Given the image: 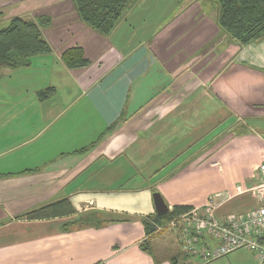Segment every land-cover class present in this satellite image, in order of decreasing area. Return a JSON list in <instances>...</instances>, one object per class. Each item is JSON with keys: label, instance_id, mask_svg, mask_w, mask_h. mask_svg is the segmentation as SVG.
<instances>
[{"label": "crops", "instance_id": "0c3cea01", "mask_svg": "<svg viewBox=\"0 0 264 264\" xmlns=\"http://www.w3.org/2000/svg\"><path fill=\"white\" fill-rule=\"evenodd\" d=\"M23 1L0 0L4 19L51 17L52 52L0 78V264H257L247 248L188 256L173 229L149 238L152 254L141 245L154 191L170 209L214 194L224 220L255 208L264 39L230 41L202 0H143L108 36L72 0ZM73 47L86 65H66Z\"/></svg>", "mask_w": 264, "mask_h": 264}, {"label": "trees", "instance_id": "16d2710c", "mask_svg": "<svg viewBox=\"0 0 264 264\" xmlns=\"http://www.w3.org/2000/svg\"><path fill=\"white\" fill-rule=\"evenodd\" d=\"M72 1L80 19L87 26L108 36L117 27L124 12L137 4L139 0ZM207 1H213L218 6L217 24L230 41L243 45L264 39V0ZM3 21L8 23L4 25ZM51 22L52 19L49 16H39L36 19L14 16L5 20L4 11L0 9V78L3 76L4 69L29 67L34 57L52 52V47L43 33V29ZM62 58L70 68H79L88 63L80 47L65 50ZM54 90V87L40 90V99L47 98ZM109 130L111 127L100 137ZM87 149L88 147L81 148L80 152ZM46 207L30 210L21 216L40 217L45 214ZM191 208L192 206L189 205H175L165 214L155 212L145 215L143 225L148 240L142 243V249L152 254L149 238L158 233L157 228Z\"/></svg>", "mask_w": 264, "mask_h": 264}, {"label": "built area", "instance_id": "2783aa9c", "mask_svg": "<svg viewBox=\"0 0 264 264\" xmlns=\"http://www.w3.org/2000/svg\"><path fill=\"white\" fill-rule=\"evenodd\" d=\"M251 189L257 204L250 211L230 214L226 220L221 219L216 212V196L212 194L201 207H193L179 214L159 226L157 231L175 230L181 248L188 256L200 255L211 261L239 248H247L254 254L257 264H264V161L257 168ZM205 233L215 241L213 247L207 245Z\"/></svg>", "mask_w": 264, "mask_h": 264}, {"label": "rangeland", "instance_id": "374dc122", "mask_svg": "<svg viewBox=\"0 0 264 264\" xmlns=\"http://www.w3.org/2000/svg\"><path fill=\"white\" fill-rule=\"evenodd\" d=\"M23 1V0H22ZM26 0H24L23 2H22V4L21 5H23V6H25V4H26V2H25ZM142 1L143 0H139L138 2H137V4H135L133 7H131V8H129V9H127L125 12H124V14H129V13H131V12H136L138 9V11H140L141 9H142V7L140 6V4L142 3ZM202 2H206V4H207V6H208V4H212V2L211 1H207V0H202L201 1V4H202ZM203 3V4H204ZM1 10H3L4 11V14H11V12L13 11V9L11 8V6H8V7H2V9ZM137 11V12H138ZM8 22H2V24H4V25H6ZM176 232V231H175ZM177 234V236H179L178 235V233H176ZM245 260H247V255H246V253H240L239 255H238V257H237V259L236 260H234V261H232V262H227V263H229V264H236V263H242L243 261H245ZM206 262V261H205ZM193 264H219V261H213V262H210V263H201V262H198V261H196V262H194Z\"/></svg>", "mask_w": 264, "mask_h": 264}, {"label": "water", "instance_id": "95a60500", "mask_svg": "<svg viewBox=\"0 0 264 264\" xmlns=\"http://www.w3.org/2000/svg\"><path fill=\"white\" fill-rule=\"evenodd\" d=\"M153 200L155 204L156 213L165 214L169 212L170 208L160 192L156 191L153 193Z\"/></svg>", "mask_w": 264, "mask_h": 264}]
</instances>
